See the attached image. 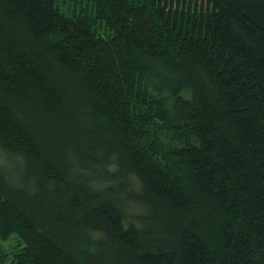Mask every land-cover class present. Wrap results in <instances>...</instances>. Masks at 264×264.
Segmentation results:
<instances>
[{"label": "trees", "instance_id": "1", "mask_svg": "<svg viewBox=\"0 0 264 264\" xmlns=\"http://www.w3.org/2000/svg\"><path fill=\"white\" fill-rule=\"evenodd\" d=\"M0 264H264V0H0Z\"/></svg>", "mask_w": 264, "mask_h": 264}, {"label": "rangeland", "instance_id": "2", "mask_svg": "<svg viewBox=\"0 0 264 264\" xmlns=\"http://www.w3.org/2000/svg\"><path fill=\"white\" fill-rule=\"evenodd\" d=\"M15 238L14 236H11L10 238L6 240L0 239V248L3 250H9L12 247H15Z\"/></svg>", "mask_w": 264, "mask_h": 264}]
</instances>
